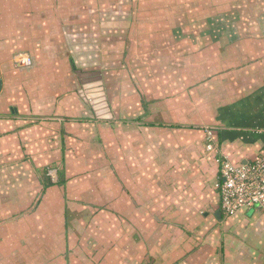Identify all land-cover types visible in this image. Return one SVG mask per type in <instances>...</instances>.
Masks as SVG:
<instances>
[{"label": "crops", "instance_id": "obj_1", "mask_svg": "<svg viewBox=\"0 0 264 264\" xmlns=\"http://www.w3.org/2000/svg\"><path fill=\"white\" fill-rule=\"evenodd\" d=\"M70 2L3 0L0 7V264H264V212H221L214 187L217 155L205 149L203 131L213 129L218 154L233 164L264 153V61L251 62L246 55L243 78L232 77L229 60L214 68L201 63L203 71L193 73L187 58L183 65L171 61L182 45L171 32L164 41L162 31L143 30L133 17L85 18L65 9ZM108 21L128 24L103 31L102 41L97 32L90 36L97 24L110 26ZM186 36L185 45L191 43ZM252 38L256 49L263 37ZM217 43L196 52L191 43L184 53L196 58L218 49ZM158 68L169 74L171 86L180 81L169 97L156 91ZM124 69L138 71L131 75L137 89L128 93L127 81L116 72ZM75 79L92 87L100 83L121 124L102 118L107 111L95 116L88 105L92 115L81 119L79 102L76 110L66 107L75 97L66 101L65 87ZM141 109L144 121L123 124ZM87 133L92 140L83 147ZM52 166L55 182L62 183L44 188L53 182ZM96 180L107 186L105 202L121 200L122 219L66 226L65 197L71 205L83 201ZM80 211L74 208V217Z\"/></svg>", "mask_w": 264, "mask_h": 264}, {"label": "rangeland", "instance_id": "obj_2", "mask_svg": "<svg viewBox=\"0 0 264 264\" xmlns=\"http://www.w3.org/2000/svg\"><path fill=\"white\" fill-rule=\"evenodd\" d=\"M2 3L3 0H0V7L3 6ZM70 3L72 5L68 7L66 6L65 9L68 8V10L74 14L82 12V14L85 15V18L87 13H89L87 16L96 14V16L99 17L100 15L106 14L107 17L111 15L117 19H119L121 15H124L127 18L133 17V21H135V23L141 24L143 30L153 29L159 32L162 31V33H158L161 34V38L164 41H166L165 36H168L167 33L171 32L176 36L173 37V41L176 40L177 44H182L180 45L181 51L179 52V55L176 53L178 55L176 62H174L175 59L173 58V56L171 57V61H173V63H175L176 65H183L184 58H187L188 64H186V69H192L193 73V68H196L195 73L203 71L200 69L201 63H203V65H209L214 68L220 62L226 63L227 60L233 62L234 60L240 59V62L237 65L231 62L230 66L232 67L231 69L234 72V75H232V77L236 75L235 77L243 78V71L246 66V62L248 61L247 56L252 57L251 62L264 61V0H92L91 2H89L88 0H71ZM108 22H111L109 23L110 26H105L107 25L106 23H102V26L100 24H97V29L94 28L90 36L93 37L95 35L93 32H97L98 36H96V39H98V41H102L103 37L100 36V33H102L103 31H108V29L116 31L117 29L125 28L128 24L127 21V24L122 23V21H115L113 23L112 21ZM129 25L131 26L132 23H129ZM158 25H160L159 28ZM136 27L133 26L132 31L133 29L135 30ZM182 30H184L185 32H182ZM221 30H223L224 32L222 35L220 33ZM84 33V35L88 37V33ZM184 35H187L186 37L188 38V41L191 40V43L196 46V49L193 50L194 52L200 50L203 46L214 42H218L217 44L219 48H213V51L206 49L201 52V54L196 55V58H190L191 54L184 53V51L189 48L188 46L191 43L187 42L188 44L185 45V41L182 38ZM217 36H219V38L216 39ZM252 36L263 37L261 39H258L261 42V46L257 43L256 49L254 47V44L256 42H254V38H252ZM234 42L237 44L236 46H233L231 48L227 47L229 45H233ZM164 43H168L169 45V42ZM170 44L173 46L172 40L170 41ZM183 46L184 48H182ZM133 56L134 57L131 58V61H135L136 55ZM139 56L142 57V55ZM145 57L147 58L148 54H146ZM131 64L132 63H130V65ZM195 64L197 65L195 66ZM122 65L125 66V64ZM158 69L161 73V78L158 76L154 79L152 75H149V77L156 81V91L161 89L162 97H169L172 93H174V90H178H176V88L179 86L180 81H178L176 86H171L172 80L169 79V74H163L162 72L164 71H162V68ZM137 70L140 72V69ZM138 71L134 69H124V71H116L118 77H120V74H122V79H124L125 82L127 81L126 85L128 86L125 89L126 93L130 92L131 87L137 89L136 86H134L136 82L132 80L131 75H134ZM171 71L173 72V70ZM179 72L181 73L180 75L186 73L185 69L183 68L179 69ZM78 75V77L81 79V77L83 76V72L78 73ZM180 75L178 74V77H180ZM187 82H189V80ZM82 84V82H80L79 84L75 79L72 81L71 85L65 87V100L67 101L68 97H75L74 101L69 99L70 102H68L69 104L66 107L72 106L76 110L78 106L75 103L79 102L81 116L84 115L83 113H85L89 117V115H92V112L88 111L87 105L92 108V103L90 104V102H87V94L89 93V91H86L87 88L86 90H84L82 88ZM183 84H185L184 81L181 82L182 86ZM100 86L101 85H96V88ZM109 88L113 89V91L116 90L115 86L107 87L108 90ZM153 89L154 87H152L151 90L153 91ZM165 89H168V91H166ZM179 93L176 94L175 99L177 101L181 99V95ZM140 98L141 102H144V96L141 95ZM118 104L120 105L121 103ZM140 111L141 113L139 115H137L135 112L136 115L134 116V118L131 120H124L123 124L127 123V121H130L128 123H134L136 125V122L144 121V118L142 117L144 115L142 113L143 109H141ZM84 117L82 116L81 119ZM107 120L108 122L112 121L113 124L116 125L121 124L120 119L113 118V116ZM101 123L107 122L101 121ZM100 134L103 136L102 130H100ZM90 136L91 135L89 133L84 134L80 145L86 147L92 140L90 139ZM96 137L97 136L95 135L94 139ZM119 138L121 139V136H119ZM94 145L96 144H93L91 146ZM91 166L92 161L89 160V162L87 163V167L91 169ZM53 167L54 166L49 168L50 171L48 172V174L50 176V179L52 178L53 182H55V173L51 170H54L56 166L54 167V169ZM44 173H46V171ZM48 174L46 173V176H48ZM118 184L119 183H117V186ZM103 187H105V185L101 181L99 182L96 180L92 182L90 186L85 189L87 190V193L90 195V197H84L83 201L78 200L76 203H74V205H71L68 202L70 201V199L64 196L65 200L67 201V205H70L69 209L65 213L66 226L68 222L75 223L79 220L83 222L85 227H88L91 223L105 224L109 221L108 219H111V217H113V222L117 221V219H122V214L120 210H118L121 209V200L115 199L112 204H108V201L105 202V198L103 196ZM106 187L104 189H107ZM62 188L65 190L64 185L62 186ZM116 189L117 188H114L113 190L116 191ZM113 190H107V193L111 195V192H113ZM81 202H83V204L85 205L84 208L82 207ZM80 206L81 211L79 213V216L74 217V208L78 209L80 208ZM112 206L116 207V210H114L115 208H112ZM51 208L49 210H51Z\"/></svg>", "mask_w": 264, "mask_h": 264}, {"label": "built area", "instance_id": "obj_3", "mask_svg": "<svg viewBox=\"0 0 264 264\" xmlns=\"http://www.w3.org/2000/svg\"><path fill=\"white\" fill-rule=\"evenodd\" d=\"M205 149L217 155L218 180L214 187L219 195L220 210L225 216L233 215L239 209L264 212V153L255 159L233 164L226 155L218 154L213 129L206 127Z\"/></svg>", "mask_w": 264, "mask_h": 264}, {"label": "water", "instance_id": "obj_4", "mask_svg": "<svg viewBox=\"0 0 264 264\" xmlns=\"http://www.w3.org/2000/svg\"><path fill=\"white\" fill-rule=\"evenodd\" d=\"M95 78H97L98 79V77H95ZM87 79L88 78H85V80H82V81H87ZM100 83H95V86L94 87H92V86H89V85H86V84H84V85H82V88L84 89V90H86V88H87V90L86 91H91V92H89L88 94H87V97L88 98H94V99H92V100H90L89 102H90V104L91 103H95V106H93V104H92V109L95 111V116H97V117H99V118H101V116H99V114L101 113V112H108V114L107 115H105V116H102V118H111L112 117V114H111V112H110V109H109V107H108V104L106 103V101H105V98H104V91H103V87H102V85L100 86V87H98V88H96V85H99ZM98 89V90H97ZM98 100H101V102H99ZM101 107L103 108V109H101ZM106 112V113H107Z\"/></svg>", "mask_w": 264, "mask_h": 264}, {"label": "trees", "instance_id": "obj_5", "mask_svg": "<svg viewBox=\"0 0 264 264\" xmlns=\"http://www.w3.org/2000/svg\"><path fill=\"white\" fill-rule=\"evenodd\" d=\"M60 183H62L61 181L59 182H52L51 180H49V181H46V182H44L43 183V186H44V188H46V187H48V186H52L53 184H60Z\"/></svg>", "mask_w": 264, "mask_h": 264}]
</instances>
